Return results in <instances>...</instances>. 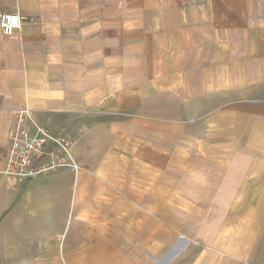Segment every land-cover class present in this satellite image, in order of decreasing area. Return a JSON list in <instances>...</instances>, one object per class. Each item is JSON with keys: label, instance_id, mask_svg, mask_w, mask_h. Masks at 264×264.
<instances>
[{"label": "crops", "instance_id": "obj_1", "mask_svg": "<svg viewBox=\"0 0 264 264\" xmlns=\"http://www.w3.org/2000/svg\"><path fill=\"white\" fill-rule=\"evenodd\" d=\"M1 12L22 28H0V257L34 231L46 264H264V0ZM23 106L76 137L77 172L5 176Z\"/></svg>", "mask_w": 264, "mask_h": 264}, {"label": "built area", "instance_id": "obj_2", "mask_svg": "<svg viewBox=\"0 0 264 264\" xmlns=\"http://www.w3.org/2000/svg\"><path fill=\"white\" fill-rule=\"evenodd\" d=\"M0 28L3 34L13 35L21 30L22 17L16 12H1ZM9 141L4 174L11 180L35 178L63 168L79 170L72 155L76 137L68 132H53L27 106L16 110Z\"/></svg>", "mask_w": 264, "mask_h": 264}, {"label": "rangeland", "instance_id": "obj_3", "mask_svg": "<svg viewBox=\"0 0 264 264\" xmlns=\"http://www.w3.org/2000/svg\"><path fill=\"white\" fill-rule=\"evenodd\" d=\"M34 187H32L33 189ZM13 192V191H11ZM10 193V192H9ZM34 193V191L32 192ZM64 198L66 199V196H64ZM69 219L68 215H65V221H64V227H66L67 224V220ZM62 243V240L59 239L58 240V244H54L57 247H60ZM49 245V244H48ZM26 246V250H31L33 253L32 255H11V256H1L0 257V263L1 264H7L8 262L11 264H20V263H25V264H46L45 260L46 258L50 259V258H55V256H51V255H42L36 252H39V248L41 247V240L38 237V233L36 234V232H32V239L27 242L25 244Z\"/></svg>", "mask_w": 264, "mask_h": 264}]
</instances>
